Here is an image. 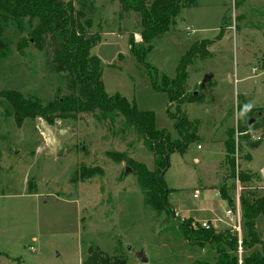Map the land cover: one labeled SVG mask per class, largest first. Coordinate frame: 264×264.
<instances>
[{"label":"rangeland","instance_id":"1","mask_svg":"<svg viewBox=\"0 0 264 264\" xmlns=\"http://www.w3.org/2000/svg\"><path fill=\"white\" fill-rule=\"evenodd\" d=\"M92 1L89 31L99 39L90 51L100 60L104 91L152 111L155 126L178 139L167 113L175 114V103L153 89L146 67L129 51V36L135 40L138 34L134 17L119 18L116 0ZM28 30L26 18L3 29L0 92L13 89L44 103L66 93V84L63 74L49 70L44 50L32 42L18 48ZM205 40L206 55L188 65L184 84L186 96L195 91L199 100L180 106L188 120L197 121L196 136L183 153L169 155L163 175L174 216L149 208L131 169L123 174L128 165L106 154L124 153L154 169L153 153L130 127L83 113L52 124L26 118L17 126L0 97V264H82L90 245L123 256L126 264L216 260L222 247L217 238L233 234L227 212L234 206L220 197V188L233 204L241 194L264 198V0H196L154 39L145 62L158 77L171 78L190 45ZM238 106L259 110L252 116L257 127L247 137L236 132ZM227 137L233 150L226 156ZM81 166L98 171L76 178ZM190 219L213 224L211 243L183 236L179 224ZM256 222L264 241V217ZM251 247L243 254L261 249Z\"/></svg>","mask_w":264,"mask_h":264},{"label":"trees","instance_id":"2","mask_svg":"<svg viewBox=\"0 0 264 264\" xmlns=\"http://www.w3.org/2000/svg\"><path fill=\"white\" fill-rule=\"evenodd\" d=\"M118 17L132 15L135 28L140 35V41L128 38V46L135 62L146 67L154 90L165 92L170 103H175V114L167 113L173 119V126L179 138L171 140L170 135L155 126V116L152 111L140 110L125 97L114 93L106 94L101 81L100 60L91 53V47L98 41L99 35L89 31L95 7L92 0H0V59L5 56L2 50L5 44L1 34L5 25L12 21L20 23L27 19L29 25L28 37L18 47L23 48L27 42H32L38 49L44 50L48 56L47 66L50 71L63 74L67 92L61 96H54L46 102L36 96L23 95L13 89L0 92L10 109L17 126L24 119L42 118L48 124L55 119L77 117L78 114H93L98 120H107L110 124L122 122L123 125L134 130L149 151L154 155V169L124 153L108 151L107 156L115 161H124L140 187L144 203L156 214L174 216L175 211L168 202L170 189L166 186L163 175L169 166V155L172 152L183 153L188 143L196 136L197 121L186 118L181 105L185 102L198 101V96L190 93L186 96L184 84L186 69L192 60L200 55H206L205 47L208 41L194 42L180 57L175 69V75L168 78L158 77L157 70L145 62L147 53L153 48V41L169 30L174 19L182 8L196 5V0H116ZM159 78V84L157 79ZM259 111V110H258ZM253 109L237 107L236 132L237 135L247 137V131L257 127V122L248 124V120L259 112ZM264 111V110H263ZM230 130H227V135ZM226 156L232 152L233 143L227 137L224 141ZM97 168L81 166L75 172L76 178L92 177ZM238 179L244 181L243 174L238 173ZM219 195L229 206H234L230 196L221 187ZM241 210V247L242 264H264V241L260 240L256 219L264 217L263 196L250 197L245 194L239 196ZM188 222H181L184 237L202 239L212 242L214 231L212 227L192 228ZM219 254L211 264H238L237 238L222 235L217 238ZM254 244H260L261 249L251 250L249 254L243 251L251 249ZM1 255V252H0ZM82 264H126V259L119 255H108L97 246L90 245ZM195 264H205L195 262ZM208 264V263H207Z\"/></svg>","mask_w":264,"mask_h":264},{"label":"built area","instance_id":"3","mask_svg":"<svg viewBox=\"0 0 264 264\" xmlns=\"http://www.w3.org/2000/svg\"><path fill=\"white\" fill-rule=\"evenodd\" d=\"M188 29V28H186ZM193 196H196V193L193 194ZM239 197H237V200L234 204V211L232 213V211H228L227 212V220L228 223L231 225L232 227V232L233 234L236 235L237 238V248H236V253H237V262L238 264H242V257H241V253H242V247H241V212H240V206H239ZM176 215V213H175ZM190 225L192 228H196L197 226L203 227V228H210L213 227V224H211V222L203 220L200 221L199 223L196 222L195 220H191ZM212 225V226H211Z\"/></svg>","mask_w":264,"mask_h":264},{"label":"water","instance_id":"4","mask_svg":"<svg viewBox=\"0 0 264 264\" xmlns=\"http://www.w3.org/2000/svg\"><path fill=\"white\" fill-rule=\"evenodd\" d=\"M194 95L196 94V92L194 91V93H193ZM254 117H251L249 120H248V124H251L253 121H254ZM130 170V167L129 166H126L125 168H124V173L123 174H126L128 171ZM262 174H264V168L262 169ZM139 256H140V260H141V262H147V258H146V256L143 254V252L141 251L140 253H139Z\"/></svg>","mask_w":264,"mask_h":264},{"label":"crops","instance_id":"5","mask_svg":"<svg viewBox=\"0 0 264 264\" xmlns=\"http://www.w3.org/2000/svg\"><path fill=\"white\" fill-rule=\"evenodd\" d=\"M134 35H135V40H136V41H139V40H140V35L137 34V33H135ZM194 159H197V158H194Z\"/></svg>","mask_w":264,"mask_h":264}]
</instances>
